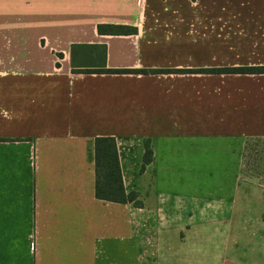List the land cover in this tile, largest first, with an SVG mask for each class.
Instances as JSON below:
<instances>
[{
    "label": "crops",
    "instance_id": "crops-1",
    "mask_svg": "<svg viewBox=\"0 0 264 264\" xmlns=\"http://www.w3.org/2000/svg\"><path fill=\"white\" fill-rule=\"evenodd\" d=\"M250 67L264 0H0V264H264V74L210 72Z\"/></svg>",
    "mask_w": 264,
    "mask_h": 264
},
{
    "label": "trees",
    "instance_id": "trees-1",
    "mask_svg": "<svg viewBox=\"0 0 264 264\" xmlns=\"http://www.w3.org/2000/svg\"><path fill=\"white\" fill-rule=\"evenodd\" d=\"M101 28H98V32ZM135 32V29H131ZM101 72V71H97ZM113 73L143 72L115 70L104 71ZM181 72V71H180ZM211 73H237V74H264V67H250L239 69L211 70ZM89 73V72H84ZM260 148V149H259ZM152 159L149 143L145 142L141 170ZM94 165H95V197L101 201L139 205L137 194H125L119 168L118 154L115 141L110 137H98L94 140ZM243 173L249 178H264V139H248L243 150ZM264 220V215H263Z\"/></svg>",
    "mask_w": 264,
    "mask_h": 264
},
{
    "label": "built area",
    "instance_id": "built-area-1",
    "mask_svg": "<svg viewBox=\"0 0 264 264\" xmlns=\"http://www.w3.org/2000/svg\"><path fill=\"white\" fill-rule=\"evenodd\" d=\"M142 0H136L137 5L139 6L141 4Z\"/></svg>",
    "mask_w": 264,
    "mask_h": 264
},
{
    "label": "rangeland",
    "instance_id": "rangeland-1",
    "mask_svg": "<svg viewBox=\"0 0 264 264\" xmlns=\"http://www.w3.org/2000/svg\"><path fill=\"white\" fill-rule=\"evenodd\" d=\"M260 149V148H259Z\"/></svg>",
    "mask_w": 264,
    "mask_h": 264
}]
</instances>
